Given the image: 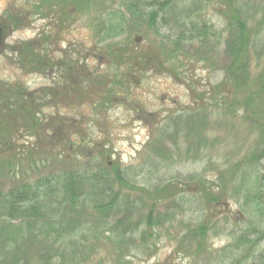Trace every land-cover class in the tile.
<instances>
[{"label":"rangeland","instance_id":"374dc122","mask_svg":"<svg viewBox=\"0 0 264 264\" xmlns=\"http://www.w3.org/2000/svg\"><path fill=\"white\" fill-rule=\"evenodd\" d=\"M36 1L0 0V23L4 26L0 90L2 85L5 88L18 85L27 93L39 94L40 88L57 83L55 76L50 81V76L42 73V67L26 72L14 63L24 42H39L38 37L47 25L58 21L51 19L52 14L51 18H40L33 11ZM246 1L249 0L240 3ZM218 8L213 0H175L165 8L166 13L159 12L153 23L146 17L137 30L126 29L113 40H104L105 33L97 28L101 18L107 17L100 16L95 21L99 15L92 9L80 12L76 23H65L61 18L60 28L66 25L68 28L64 29L60 46L67 45L66 42L76 44V53L69 58L71 62L65 61L77 60L71 69L72 74L78 71L77 84L86 82L85 76L89 75L90 98L80 99L74 109L66 103L58 108L56 102H49L48 107L38 102L36 110H43L45 118L40 130L32 134L19 132L18 136L0 140V177L1 173L7 174L3 170L11 165L8 157L16 147L23 146L24 154L34 150L32 157L25 155L17 164V172L10 176L8 185L34 184L41 177L53 175L63 182L68 174L75 178L97 173L112 176L114 165L122 170L123 182L127 184L117 182L122 190L118 201H114L123 204L122 208L111 205L114 212L110 216H97L94 210V222L92 218L76 217L88 221L72 235L79 245L78 251L87 250L97 239L94 230L98 226L104 228L105 222L114 225L120 217L123 220L121 213L126 203H130L131 216L123 222L129 230L119 237L112 229L107 233L110 237H99L103 248H99L98 241L95 248L88 250L94 264H229L233 258L243 259V264H264V237H261L264 214L260 213L264 212V123L261 122L260 129L248 123L243 110L225 113L220 104L214 103V98L228 92L216 89L224 81L227 58L223 37L226 22ZM177 18L186 20L188 27L176 25ZM202 21L215 31L204 47H200L199 40L190 39L186 31L192 23ZM260 21L259 15L252 24L256 26ZM183 32L185 37L178 39ZM128 36L132 43L126 47L134 50L140 60L149 53L148 68L133 67L130 59L126 68L121 65L125 52L110 50L125 46L114 41L126 43ZM258 39V47L263 51L264 28ZM179 50L184 54L178 56ZM46 55L50 60L58 59L57 54ZM177 56L184 65L178 70ZM203 56L208 58L207 64L199 59ZM253 63V71L262 72L264 59L260 63L255 59ZM34 68L32 64L28 70ZM123 74L126 78H122ZM61 76L58 74L59 83L68 84ZM258 93L264 95L261 89ZM258 104L254 103V107ZM192 116L195 118L191 120ZM66 117L70 125L60 134L54 125ZM74 118L75 123L71 121ZM204 122L208 124L206 127ZM45 123L51 126L48 131ZM191 129L203 135H190ZM183 130L191 136L187 141ZM99 164L103 169L100 170ZM196 179H204L211 191L221 192L223 201L218 207L210 205L205 192L192 187ZM130 185H134L132 189ZM150 196L163 197L153 203ZM207 217L212 218L205 238L207 249L194 254L197 243L189 237V231ZM148 219L152 225L147 223ZM35 255L36 251L31 253L32 260Z\"/></svg>","mask_w":264,"mask_h":264},{"label":"trees","instance_id":"16d2710c","mask_svg":"<svg viewBox=\"0 0 264 264\" xmlns=\"http://www.w3.org/2000/svg\"><path fill=\"white\" fill-rule=\"evenodd\" d=\"M213 1L218 4V13L224 17L226 22L225 33L223 35L226 41L225 52L227 53L224 69L225 78L224 81L217 84L216 89H220L223 93L228 91L226 94L214 98V103L216 106L220 104L225 113L243 110L248 123L255 124L258 128L262 129L261 122L264 123V95H260L258 90L261 89L264 92V68L262 70L263 73L256 74L253 71L255 66L253 62L256 59V63H260L264 59V50L262 51L258 47L260 43L258 39L259 34L264 28V0H252L251 2L249 0L243 4L240 3L241 0ZM174 2L175 0H37L33 4L34 10H32L37 15H40V18H45L47 13L50 12L53 17L52 19H57L60 25L62 22L61 18H64L65 23H76L78 22L80 12L88 13L92 9L97 16L99 15L95 21L99 20L100 16L107 17L101 18L97 28L98 30H103V33H105L102 36L104 40L106 38L113 40L123 35L126 29H131L130 31L137 30L136 27H140V23L146 17H149V22L153 23L156 21V17H159V12L162 14L166 13L165 8ZM147 7H150V10L146 11L145 8ZM157 8L159 10H156ZM103 11L104 14L101 15ZM192 12L195 13V10ZM259 15L261 21L256 23L255 26L252 22ZM163 20L164 23L168 22L167 19ZM185 21L184 19L177 18L175 23L182 28L188 27ZM207 24L205 21H202L200 24L192 23L189 26L191 28L186 29L190 39L201 42L199 43L200 47H204L207 39L215 35L213 33L215 31ZM65 27L68 28V25ZM65 27L64 29H66ZM184 37L185 32L178 39ZM38 38L39 42L36 40L34 42H24L19 47V57L17 56L14 60V63L26 72L36 71L38 67H42V73H45L47 67L45 54L47 50L45 49V45L47 42L54 43V41L57 44L60 40L55 38V36L53 38L50 35H45V33H42ZM114 42L115 44L125 45L110 49L112 53L113 49L118 50L120 54L125 52V60L121 62L122 66H125L126 62L130 59L133 61V67L140 68L141 65H144L145 68L149 67L147 62H150L151 57L146 58L149 53L143 56V60H140L134 50L126 47L132 43L130 36H128L126 43L124 41H117L118 43H116V40ZM75 53L76 48L74 52L73 50L71 51V58H73L72 55ZM132 54H135V58ZM181 54L184 53L180 51L178 56ZM178 56L175 66L176 70L181 67L184 68ZM199 59L205 64L208 63L206 56L199 57ZM32 64L35 66L34 70H28ZM125 67L127 68V66ZM88 76H85L86 82L79 84L76 82L78 80L76 77H68L69 82L66 84L68 86L66 90L78 102H80V99L84 101L90 98L89 91H91L92 85L90 82L92 80H87ZM124 77L126 78L123 74L122 78ZM125 81L129 83V79H125ZM96 82H99V80H96ZM51 89L46 91V89L40 88L38 94L33 92L27 93L18 85L10 86V88H5L2 85V89L0 90L1 141H3L5 136H18L19 132L32 134L40 130L43 110L40 112L36 110L37 103L39 102V105H45L46 107L49 106V102L51 101L56 102L57 105L59 104L60 97L57 96L55 88ZM240 93H244L243 96H239L238 94ZM37 95L39 96L37 97ZM199 96H203V94H199ZM7 97H9V100ZM257 102L259 104L254 107V103L256 104ZM194 118L192 116L191 120ZM199 118L200 116L197 120ZM206 123L204 122L205 127L208 125ZM183 132L185 133L186 141L188 138H191L190 135L192 134L203 135L202 132H195V129H191L189 136L188 132H185V130ZM173 141L178 144L176 138H173ZM15 146H18V144ZM25 150L23 146L16 147L14 153L8 157L12 161L11 165L3 170V172L7 171V174L1 173L0 177V264H94L90 251L95 248V244L98 241L100 243L99 237H110L107 236L109 235L107 233L112 232V229L118 233L119 237L122 233H126L129 230L127 226L123 225V222L131 216L130 203H126V209L121 213L124 216L123 220L120 217V220H117L114 225L105 222L104 228L98 226L95 230L93 226L91 227L95 231L97 239L95 243L91 242L88 245L87 250L78 251L79 245L75 238L72 237L75 234L76 228L81 229L88 223L86 220H77L76 217H84L87 220L88 218H92L94 222V210L97 216H110L113 207L116 209L122 208L123 204L120 206L117 202H114L118 201V196H120L119 190H122L118 188L117 182L122 185L127 184V182H123L122 170L114 165V167H111L112 169L114 168L115 172L112 176L97 173L91 176L85 174L84 177L75 178L74 176L72 177V174H68L64 178L65 182H63L53 175L41 177L34 184L31 182H19V184L8 185L10 176L17 172V164L24 159L25 155H27V158L34 155V150L33 152L32 150H28L24 154ZM160 150H163V148H159ZM240 163L244 164L246 162ZM240 163L238 164L239 166L242 165ZM247 163L249 164L250 161ZM99 168L101 170L103 166L99 164ZM203 181L204 179L194 180L192 187L200 189L203 193L205 192V198L210 205L212 206L213 204V208L214 206L218 207L223 201V197L220 196L221 192L211 191ZM200 184L202 185L198 188ZM133 186L130 185V188L132 189ZM106 195L108 196L106 197ZM108 197L115 199L109 201ZM162 197L150 196L153 203H158L162 200ZM111 205L112 208L110 207ZM90 208L93 211H90ZM261 211L260 213L264 214ZM211 219L207 217L205 222L189 231V237L197 243L194 254L197 251L207 249L205 248V238L210 230ZM108 220L106 219L105 221ZM147 223L152 225L150 219H148ZM147 231L149 235H154L149 230ZM261 237H264V232L261 234ZM82 246L86 247L85 245ZM99 248H103L101 243ZM35 251L37 255L32 260L31 253ZM256 254L259 256L258 252ZM243 263L244 260L239 258H233L229 261V264Z\"/></svg>","mask_w":264,"mask_h":264},{"label":"flooded vegetation","instance_id":"af4514ba","mask_svg":"<svg viewBox=\"0 0 264 264\" xmlns=\"http://www.w3.org/2000/svg\"><path fill=\"white\" fill-rule=\"evenodd\" d=\"M51 13H47L46 17H50L51 18ZM50 15V16H49ZM52 19V18H51ZM52 23V22H51ZM49 23L47 25V28L45 30V35H50L54 38L60 39L59 42L57 43V45H54V43L50 42L45 45V49L47 50V52L45 51V54H57L58 55V59L55 58L52 60H50V58L48 57V55H46L47 58V67L45 69V74L50 76V81H51V77L55 76V80L57 81L56 84L51 83V85L49 87L44 86V89H46V91L50 90L51 88H55V92L57 93V96L60 97L59 99V104L57 105L58 108L63 107L64 104H68L72 109L77 107V102L76 100H74V98L70 96L69 92L66 90V84L64 85V82H62V84L59 83V77L58 74H62V78L65 80H68V77L70 76H76L78 74V71L75 73H71V69H74V64L77 60L73 59L72 63L66 62L65 60H69V58H71L70 53L76 47V44L70 43V42H66L67 45L65 46H60L61 42H63V35H64V29L60 28L59 22H54V23ZM0 44L1 42H3V38H4V26L0 23ZM62 38V39H61ZM77 59V58H76ZM71 62V60H69ZM79 61V59H78ZM58 84V85H57ZM51 89V90H52ZM51 94V92H50ZM67 94V97H66ZM75 95V94H74ZM45 118L43 117L42 120H44ZM69 118H64L61 119V123H59L58 125H54L57 126L56 131L59 132L60 134H62L63 132H65V129L67 130V128L69 127V123H68ZM71 121H73L75 123L76 118L71 119ZM48 129H46L47 131L50 129L49 127H51L49 125V123H45ZM44 126V125H43Z\"/></svg>","mask_w":264,"mask_h":264},{"label":"water","instance_id":"95a60500","mask_svg":"<svg viewBox=\"0 0 264 264\" xmlns=\"http://www.w3.org/2000/svg\"><path fill=\"white\" fill-rule=\"evenodd\" d=\"M1 30V29H0Z\"/></svg>","mask_w":264,"mask_h":264}]
</instances>
